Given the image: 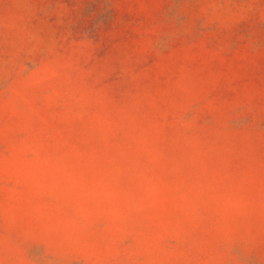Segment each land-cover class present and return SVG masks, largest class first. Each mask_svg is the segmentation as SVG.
Returning a JSON list of instances; mask_svg holds the SVG:
<instances>
[{"label":"rangeland","instance_id":"374dc122","mask_svg":"<svg viewBox=\"0 0 264 264\" xmlns=\"http://www.w3.org/2000/svg\"><path fill=\"white\" fill-rule=\"evenodd\" d=\"M0 264H264V0H0Z\"/></svg>","mask_w":264,"mask_h":264}]
</instances>
